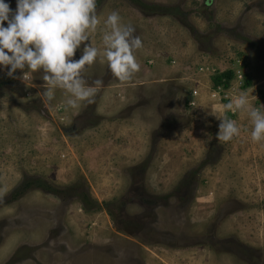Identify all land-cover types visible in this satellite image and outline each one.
I'll return each instance as SVG.
<instances>
[{
    "label": "rangeland",
    "instance_id": "1",
    "mask_svg": "<svg viewBox=\"0 0 264 264\" xmlns=\"http://www.w3.org/2000/svg\"><path fill=\"white\" fill-rule=\"evenodd\" d=\"M100 1L93 46L103 51L113 11L142 41L130 81L101 55L81 75L102 86L72 110L64 90L42 95V71L0 70V264H264V141H252L246 113L221 108L241 92L264 106V0H138L168 13L156 16ZM193 65L205 70L187 75ZM225 116L241 129L229 142L216 138ZM34 179L97 207L36 189L8 204Z\"/></svg>",
    "mask_w": 264,
    "mask_h": 264
},
{
    "label": "clouds",
    "instance_id": "2",
    "mask_svg": "<svg viewBox=\"0 0 264 264\" xmlns=\"http://www.w3.org/2000/svg\"><path fill=\"white\" fill-rule=\"evenodd\" d=\"M99 24L96 0H16L15 10L0 0V70L7 68L9 77L20 70L24 80L42 71V95L47 100L54 98L56 89H62L68 94V109L78 110L83 102L91 104L103 81L96 79L89 85L81 75L85 66L102 55L112 75L121 82L130 81L141 67L134 53L143 44L134 35L135 29L122 24L118 12H111L104 21L101 51L91 43ZM81 45H85L81 57L73 59ZM221 108L246 113L252 123V141H264V106L255 107L241 92ZM219 120L218 140L229 142L240 134L235 120L226 116Z\"/></svg>",
    "mask_w": 264,
    "mask_h": 264
},
{
    "label": "trees",
    "instance_id": "3",
    "mask_svg": "<svg viewBox=\"0 0 264 264\" xmlns=\"http://www.w3.org/2000/svg\"><path fill=\"white\" fill-rule=\"evenodd\" d=\"M134 2H137L139 4L142 5V7L145 9L144 11H142L143 14L145 15H167L168 13L166 11H164L162 14L160 13V10H157V6H153V5H146V4H142L141 2H139L138 0H131ZM100 0H96V7L98 8L100 5ZM150 6H152V9L150 8ZM148 10V11H146ZM170 15V14H169ZM233 76V74L231 72H226L224 74H220L218 76L215 77L214 79V83L215 85H219V86H223V87H227L228 84L226 83H221V80L223 78L229 80L231 79ZM251 82L247 81L245 83V86H250ZM43 190L44 192H47L49 194H52L54 196H56L57 198H70V197H74L76 198L80 204L88 211L93 210V208L97 207V204L92 201L89 196L86 193H75L74 190L72 189H66L63 191H58L56 190L54 187H52L51 185H49L48 183L39 180V179H34L31 181H27L22 183L19 187H17L16 189L13 190L12 194L9 196L8 199V204L18 200L26 191L28 190Z\"/></svg>",
    "mask_w": 264,
    "mask_h": 264
},
{
    "label": "built area",
    "instance_id": "4",
    "mask_svg": "<svg viewBox=\"0 0 264 264\" xmlns=\"http://www.w3.org/2000/svg\"><path fill=\"white\" fill-rule=\"evenodd\" d=\"M174 63V62H173ZM239 66H240V68L242 67V64L239 62ZM205 70V68L204 67H194V65L193 66H188L187 67V75H191V73L193 74H195V73H200V72H203ZM241 73H242V70L241 69H238L237 71H236V76H237V79L238 80H241L242 79V76H241ZM234 76H235V74H234ZM28 80V79H27ZM223 89V88H222ZM224 91V90H223ZM213 94H212V96H211V98L212 99H215V98H219L220 97V94L218 93V92H216V90L215 91H213L212 92ZM225 94H223V96H224ZM197 95H196V93H193V92H191L190 93V99H189V101H187V106L189 107V108H194V107H196V105H197Z\"/></svg>",
    "mask_w": 264,
    "mask_h": 264
},
{
    "label": "crops",
    "instance_id": "5",
    "mask_svg": "<svg viewBox=\"0 0 264 264\" xmlns=\"http://www.w3.org/2000/svg\"><path fill=\"white\" fill-rule=\"evenodd\" d=\"M170 44H172V43H171V42L166 43L165 46H170ZM161 46H162V45H161ZM159 51H161V50H160V45H157V44L154 45V54L157 53V52H159Z\"/></svg>",
    "mask_w": 264,
    "mask_h": 264
},
{
    "label": "flooded vegetation",
    "instance_id": "6",
    "mask_svg": "<svg viewBox=\"0 0 264 264\" xmlns=\"http://www.w3.org/2000/svg\"><path fill=\"white\" fill-rule=\"evenodd\" d=\"M185 191H186V190H185ZM186 193L188 194L189 199H190V192L187 190Z\"/></svg>",
    "mask_w": 264,
    "mask_h": 264
}]
</instances>
